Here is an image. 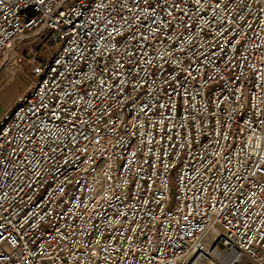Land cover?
Listing matches in <instances>:
<instances>
[{"label":"built area","instance_id":"built-area-1","mask_svg":"<svg viewBox=\"0 0 264 264\" xmlns=\"http://www.w3.org/2000/svg\"><path fill=\"white\" fill-rule=\"evenodd\" d=\"M0 264L264 263V0H0Z\"/></svg>","mask_w":264,"mask_h":264},{"label":"rangeland","instance_id":"rangeland-1","mask_svg":"<svg viewBox=\"0 0 264 264\" xmlns=\"http://www.w3.org/2000/svg\"><path fill=\"white\" fill-rule=\"evenodd\" d=\"M48 56L44 44H36L32 52L26 51L23 44L17 41L12 47V59L0 68V78L6 81L0 86V114L12 103L13 95L23 93L30 79L34 78L31 62L40 63ZM11 107H13L11 105ZM244 264H250L245 262ZM264 264V263H262Z\"/></svg>","mask_w":264,"mask_h":264},{"label":"crops","instance_id":"crops-1","mask_svg":"<svg viewBox=\"0 0 264 264\" xmlns=\"http://www.w3.org/2000/svg\"><path fill=\"white\" fill-rule=\"evenodd\" d=\"M5 82H6V81H4L3 79L0 78V86L3 85ZM19 95H20V93H19L18 95H13V97H12V103L10 104V107L7 108V110L13 108V107H11V105L14 106L15 101H16V99H17V97H18ZM7 110H5V111H7ZM5 111H3V112H5ZM3 112H2V113H3ZM2 113H1V114H2Z\"/></svg>","mask_w":264,"mask_h":264},{"label":"bare ground","instance_id":"bare-ground-1","mask_svg":"<svg viewBox=\"0 0 264 264\" xmlns=\"http://www.w3.org/2000/svg\"><path fill=\"white\" fill-rule=\"evenodd\" d=\"M212 264V263H211Z\"/></svg>","mask_w":264,"mask_h":264}]
</instances>
